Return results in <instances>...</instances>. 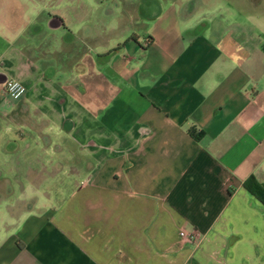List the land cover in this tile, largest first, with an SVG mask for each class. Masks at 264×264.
Wrapping results in <instances>:
<instances>
[{"label": "crops", "instance_id": "0c3cea01", "mask_svg": "<svg viewBox=\"0 0 264 264\" xmlns=\"http://www.w3.org/2000/svg\"><path fill=\"white\" fill-rule=\"evenodd\" d=\"M249 175L264 0H0V264H264Z\"/></svg>", "mask_w": 264, "mask_h": 264}, {"label": "trees", "instance_id": "16d2710c", "mask_svg": "<svg viewBox=\"0 0 264 264\" xmlns=\"http://www.w3.org/2000/svg\"><path fill=\"white\" fill-rule=\"evenodd\" d=\"M188 132L195 138L199 137L201 130H197L194 125L188 128ZM243 186L264 204V182L258 180L254 175H249L244 181Z\"/></svg>", "mask_w": 264, "mask_h": 264}, {"label": "built area", "instance_id": "2783aa9c", "mask_svg": "<svg viewBox=\"0 0 264 264\" xmlns=\"http://www.w3.org/2000/svg\"><path fill=\"white\" fill-rule=\"evenodd\" d=\"M5 93L12 97L18 98L25 92V85L15 78H7L3 83ZM179 236L188 238V234L183 230L178 231Z\"/></svg>", "mask_w": 264, "mask_h": 264}, {"label": "rangeland", "instance_id": "374dc122", "mask_svg": "<svg viewBox=\"0 0 264 264\" xmlns=\"http://www.w3.org/2000/svg\"><path fill=\"white\" fill-rule=\"evenodd\" d=\"M229 1H234V0H229ZM105 2L106 1H104V5H105ZM111 3L109 2V1H107L106 2V6H109ZM111 6H113V4H111ZM242 7H247V6H245L244 4H242L241 5ZM248 9L249 10H251L250 8H249V5H248ZM256 231V232H253V231ZM260 231H258L257 229H253L252 231H251V233H249L250 235H252V236H254V237H259L260 238V241L263 243V247H264V229L262 230V232H261V229H259ZM258 232V233H257ZM261 234V235H260Z\"/></svg>", "mask_w": 264, "mask_h": 264}]
</instances>
